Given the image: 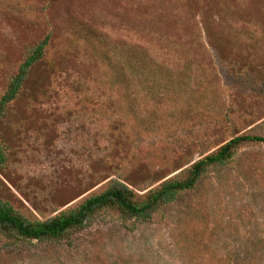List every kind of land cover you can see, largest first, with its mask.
<instances>
[{"label": "rangeland", "instance_id": "obj_1", "mask_svg": "<svg viewBox=\"0 0 264 264\" xmlns=\"http://www.w3.org/2000/svg\"><path fill=\"white\" fill-rule=\"evenodd\" d=\"M47 34L0 122V199L31 219L118 176L142 192L234 133L264 135V0H0V96ZM0 264H264V147H240L159 223L100 215L69 245L0 244Z\"/></svg>", "mask_w": 264, "mask_h": 264}, {"label": "trees", "instance_id": "obj_2", "mask_svg": "<svg viewBox=\"0 0 264 264\" xmlns=\"http://www.w3.org/2000/svg\"><path fill=\"white\" fill-rule=\"evenodd\" d=\"M201 23L205 41L214 47L215 41L208 35V25L211 26L212 23L210 24V20H203ZM49 40L50 35H45L24 56L17 71L7 82L0 96V122L4 119L9 105L21 94L33 67L46 58ZM154 69L149 67L143 77L147 80L150 74L155 73ZM248 144L264 147V135L234 133L215 149H203L201 157L179 173L142 192L130 187L120 176L111 178L102 191L91 194L75 206L43 220L31 219L9 202L0 199V244L14 245L37 241L69 245L74 233L90 225L100 215L116 217L129 231L135 230L141 222L159 223L165 218L166 208L181 194L195 190L202 178L213 168L232 166L237 150ZM7 160L8 147L0 139V170Z\"/></svg>", "mask_w": 264, "mask_h": 264}]
</instances>
